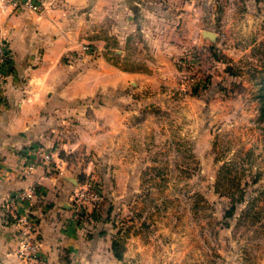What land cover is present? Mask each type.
Returning a JSON list of instances; mask_svg holds the SVG:
<instances>
[{"label":"rangeland","instance_id":"rangeland-1","mask_svg":"<svg viewBox=\"0 0 264 264\" xmlns=\"http://www.w3.org/2000/svg\"><path fill=\"white\" fill-rule=\"evenodd\" d=\"M165 10L199 15L187 32L202 29L215 40L203 36V48L177 58L171 87L138 90L143 80L131 78L87 103L132 114L125 124L136 132L126 138L139 142L140 157L129 180L119 181L109 163L118 135L107 154L105 135L91 138L84 118L56 119L54 147L80 164L78 186L92 183L99 207L109 209L115 253L146 251L145 261L126 256L123 264H264V0H172ZM127 47L124 66L145 67L148 55Z\"/></svg>","mask_w":264,"mask_h":264},{"label":"crops","instance_id":"crops-1","mask_svg":"<svg viewBox=\"0 0 264 264\" xmlns=\"http://www.w3.org/2000/svg\"><path fill=\"white\" fill-rule=\"evenodd\" d=\"M162 1L42 0L38 13L0 6V39L9 47L8 76L0 87V264H23L15 253L17 228L2 205L9 195L29 190L34 192L31 211L41 239L39 260L32 264H123L126 256L145 261L141 247L115 253L119 233L106 206L98 204L80 221L73 220L71 200L80 164L64 159L54 142L62 131L56 119L65 117L84 118L82 129L93 133L91 138L101 130L107 154L110 135H118L109 163L119 181L129 180L130 167L140 157L139 142L126 138L136 132L125 124L132 114L108 102L96 108L87 103L98 90L125 87L131 78L143 80L134 84L138 90L171 87L178 75L177 58L205 46L204 30L187 32L189 25L199 23V15L170 17L165 9L172 0L163 9ZM133 43L137 55L149 57L143 68L124 66L127 44ZM60 146L61 151H74L72 145ZM37 149L52 153V161L40 159Z\"/></svg>","mask_w":264,"mask_h":264},{"label":"built area","instance_id":"built-area-1","mask_svg":"<svg viewBox=\"0 0 264 264\" xmlns=\"http://www.w3.org/2000/svg\"><path fill=\"white\" fill-rule=\"evenodd\" d=\"M0 6L10 7L13 10L26 9L28 11L38 13L42 10V0H0ZM85 51H89L88 46L83 47ZM8 57L9 47L4 39H0V87L5 82L8 76ZM37 154L40 159L50 163L53 154L37 149ZM37 159V158H36ZM35 161L28 165V169L33 168ZM34 197V192L21 191L9 195L2 207L7 208L12 223L16 226L17 247L15 250L17 258L23 264H32L39 260V252L41 250V239L37 229V223L31 211V199ZM100 200L98 190L90 182L83 183L73 191L72 203V218L75 221H80L89 212V209L97 207ZM12 210V211H11Z\"/></svg>","mask_w":264,"mask_h":264},{"label":"water","instance_id":"water-1","mask_svg":"<svg viewBox=\"0 0 264 264\" xmlns=\"http://www.w3.org/2000/svg\"><path fill=\"white\" fill-rule=\"evenodd\" d=\"M203 36L209 38L210 40H215V34L209 31H203Z\"/></svg>","mask_w":264,"mask_h":264}]
</instances>
